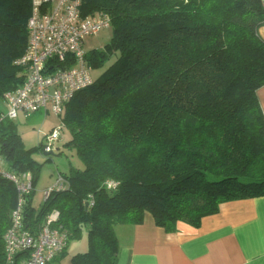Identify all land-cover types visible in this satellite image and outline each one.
<instances>
[{
	"label": "trees",
	"instance_id": "trees-1",
	"mask_svg": "<svg viewBox=\"0 0 264 264\" xmlns=\"http://www.w3.org/2000/svg\"><path fill=\"white\" fill-rule=\"evenodd\" d=\"M31 13L32 0H0V98L23 81ZM81 13L112 21L110 43L85 51L90 76L114 61L58 116L81 165L56 173L39 210L34 191L24 206L30 226L57 211L70 242L88 236L52 264H118L117 227L149 214L168 233L197 229L223 203L264 197V0H82ZM1 126L6 170L34 181L41 164ZM20 196L0 174V264Z\"/></svg>",
	"mask_w": 264,
	"mask_h": 264
},
{
	"label": "built area",
	"instance_id": "built-area-1",
	"mask_svg": "<svg viewBox=\"0 0 264 264\" xmlns=\"http://www.w3.org/2000/svg\"><path fill=\"white\" fill-rule=\"evenodd\" d=\"M81 4L82 0H32L28 48L19 62L24 68L23 81L5 94L9 111L0 119V125L5 120H17L19 115L29 119L41 111L59 116L75 93L92 83L84 43L86 38L112 27V21L107 15L84 18ZM59 139L60 131H54L48 138L51 144L43 145V152L53 154L54 143ZM6 169L0 150V174L10 178L21 195L13 211L12 227L6 234L9 264H16L21 253H27V258L19 264H51L68 249L70 235L58 226L57 211L48 213L40 225L33 227L25 222L24 206L34 191L33 177L25 173L22 179ZM62 182L59 176L56 186L45 191V198Z\"/></svg>",
	"mask_w": 264,
	"mask_h": 264
},
{
	"label": "crops",
	"instance_id": "crops-1",
	"mask_svg": "<svg viewBox=\"0 0 264 264\" xmlns=\"http://www.w3.org/2000/svg\"><path fill=\"white\" fill-rule=\"evenodd\" d=\"M257 95L264 112V87ZM116 234L118 264H264V197L223 203L197 229L182 224L168 233L147 214L142 224L117 227Z\"/></svg>",
	"mask_w": 264,
	"mask_h": 264
},
{
	"label": "rangeland",
	"instance_id": "rangeland-1",
	"mask_svg": "<svg viewBox=\"0 0 264 264\" xmlns=\"http://www.w3.org/2000/svg\"><path fill=\"white\" fill-rule=\"evenodd\" d=\"M113 37V28L110 27L101 31L98 35L89 37L85 40L84 49L87 53L92 50H103L105 46L110 43ZM114 59L109 61L104 68L93 70L92 77L98 79L113 63ZM7 102L4 98H0V119L8 114ZM10 126L18 132L22 142L23 148L30 156V150L34 160L41 164L40 170L37 172L34 184V199L33 205L35 208L40 209L45 199V191L50 190L56 183L57 172L66 173L71 163L74 165H81L80 161L76 159L71 148L65 146L66 141L69 139V135L64 130L62 131V140L59 143H54L55 152L52 155H44L41 151L37 152L35 148L40 147L42 144L47 146L51 144L48 140L54 131H60L62 126V118L54 114H41L39 116H33L31 119L25 115H19V118L15 121L5 120L1 127L10 130ZM38 214V212H37ZM88 250V236L83 234L81 239L74 240L69 246V258L75 253L84 252Z\"/></svg>",
	"mask_w": 264,
	"mask_h": 264
}]
</instances>
